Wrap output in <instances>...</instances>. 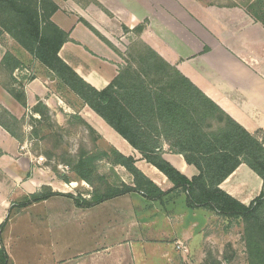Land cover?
Instances as JSON below:
<instances>
[{"label": "crops", "instance_id": "crops-1", "mask_svg": "<svg viewBox=\"0 0 264 264\" xmlns=\"http://www.w3.org/2000/svg\"><path fill=\"white\" fill-rule=\"evenodd\" d=\"M53 1L59 10L51 20L70 35L59 57L96 90H104L119 76L122 57L138 40L175 67L246 131L253 135L264 133V25L247 11L207 6L200 0ZM139 25L145 28L137 34ZM11 41L10 50L5 48L7 41L5 46L0 42V62L9 51L22 62L23 70H34V77L26 81L20 76L17 80L19 70L13 75L17 87L26 95V108L0 82L1 107L22 121L33 116L32 109L39 102L56 113L65 95L77 100L45 65L25 49L19 52L17 45L21 46ZM79 116L97 132L108 150L133 157L136 167L163 193L162 199H150L138 192L93 208H78L67 196L71 193L62 190L67 183L31 153L29 145L33 140L27 136L31 127L22 124L25 139L20 143L0 125V225L10 209L25 197L45 188L61 193L13 211L2 234L11 264H33L22 254L26 255L34 245H15L28 241H37L38 250L48 252L47 257L38 258L37 264H206L207 256L220 248L222 224L230 227L234 222L204 208H190L187 194L175 189L162 172L94 111L89 108ZM58 124L62 126L59 121ZM141 132L149 133L144 127ZM136 141L162 144L165 161L188 180L199 176L195 166L169 151L163 135L153 132ZM108 165L116 170L122 183L135 187L133 176L125 168ZM245 168L242 164L219 188L248 206L256 196L242 178L249 174ZM75 186L72 182L71 187ZM262 186L260 179V192ZM85 191L84 198L90 199ZM26 214L36 217L32 221L37 222L40 233L29 237L10 234L15 222ZM13 251L19 255L13 257Z\"/></svg>", "mask_w": 264, "mask_h": 264}, {"label": "trees", "instance_id": "trees-1", "mask_svg": "<svg viewBox=\"0 0 264 264\" xmlns=\"http://www.w3.org/2000/svg\"><path fill=\"white\" fill-rule=\"evenodd\" d=\"M261 1L255 0L254 4L260 6ZM58 10L59 7L53 0H0V29L45 65L86 106L125 138L149 164L173 183L175 189L186 193L190 208H204L225 220L242 224L248 263L264 264V133L257 132L261 134L259 138L246 131L145 44H141L143 50H139L141 53L135 59L140 71L121 70L107 88L96 90L59 57V51L68 42L70 35L51 20ZM255 19L264 25V15ZM85 24L115 49L99 32ZM144 28V25H139L135 31L139 34ZM22 68V62L9 51L0 62V69L7 72L12 84L11 88L8 85L3 87L26 108V95L17 87V80L13 76ZM40 108L48 109L41 102L34 107V113L42 118L44 115L39 112ZM72 118L95 133L79 115ZM20 124L19 119L0 106V125L23 143L24 139L19 134ZM142 127L149 133L141 132ZM153 132L163 135L169 144V151L183 156L189 165L199 170V176L188 180L165 161L162 144L137 143L136 140L148 137ZM103 161L125 168L133 176L135 187L122 182L117 187L110 185L104 175L97 171L96 165ZM135 164L133 157H127L116 150H113V155L107 151L100 156L87 157L83 154L72 171L91 187H94L95 180L101 183L106 181L107 191H93L90 199L72 194L67 196L81 209L93 208L113 198L138 192L146 194L150 199H162L163 193ZM242 164L263 182L259 196L248 206L219 188ZM64 182L68 183L70 180L65 179ZM57 195L61 193L45 188L25 197L10 209L7 219L0 225V264H11L3 245L2 234L13 211Z\"/></svg>", "mask_w": 264, "mask_h": 264}, {"label": "rangeland", "instance_id": "rangeland-1", "mask_svg": "<svg viewBox=\"0 0 264 264\" xmlns=\"http://www.w3.org/2000/svg\"><path fill=\"white\" fill-rule=\"evenodd\" d=\"M204 2L207 6L215 7H224V8H241L244 11H247L254 20L255 17H262L264 15V0L261 1L260 6L254 4L255 0H200ZM256 5V6H255ZM0 29V42L5 46L6 49L10 50L13 45H11V37ZM140 41L136 40L131 43L129 49L125 52V56L122 57V66L121 70L124 71L133 69V71H140V66L138 62L135 61L137 56L143 50ZM135 47V48H134ZM19 52H23V48L17 45ZM142 49V50H140ZM140 50V51H139ZM139 51V52H138ZM33 69H22L19 70V73H16L17 80L20 79V76H23V79L26 81L31 80L34 77ZM21 74V75H20ZM9 75L7 72L0 69V82L1 85H8L12 87L11 82L9 81ZM155 87V85H154ZM59 88H57L58 90ZM61 90V89H59ZM60 92V91H58ZM52 92L50 95L52 96ZM60 98V97H59ZM58 103V102H57ZM41 104L46 105L44 102ZM61 108H56V113L52 112L50 108L44 110L43 108L39 109L40 113H43L44 116L34 113L33 116L29 115L27 120H22L20 128L22 131V124L24 126H29L31 129L27 132L28 138L32 139L29 149L35 157H42L44 159L45 166L51 170L52 173H55L56 177L60 180H70L66 185L63 184L62 190L71 193L76 197H84L86 194L85 189L88 194H92L93 191L105 192L107 191V182H99L95 180L94 187H91L87 183H83L77 175L72 171L74 164L80 159L83 154L87 157L100 156V154L107 150V152L113 155V150H108L101 141V137L95 133L89 131L82 124L79 123V120L72 118L74 115H81L85 110L89 111V107L84 104V102L77 97L75 98L67 97L66 95L62 98V103L60 104ZM36 107V106H35ZM60 109V111H59ZM67 111V112H65ZM56 114L59 117L56 119ZM58 121L61 122L62 126L58 124ZM23 138V133L19 132ZM260 138L261 134H255ZM25 139V138H23ZM39 160V159H38ZM97 171L99 174L104 175L108 180V183L112 186L121 185L119 176L117 175L116 170L113 167L109 166L106 161L98 162L96 165ZM249 171L248 177L242 175L243 180L248 185L249 191H252L254 196H259L260 193V178L251 171L247 166L246 168ZM246 170V171H247ZM72 182L76 183L75 187H71ZM255 197V198H256ZM252 203V202H251ZM17 211V210H16ZM15 211V212H16ZM35 217V216H33ZM36 220L30 217L28 214L20 217L14 226L10 230V234L13 236H33L38 231L37 222L32 221ZM43 225V224H42ZM231 229L230 236L227 234L229 229ZM223 230V231H222ZM221 233L222 238L218 244V250L211 253L206 258V264H249L246 254V247L243 241V225L240 223H232V226H224L222 224ZM41 228V233H44ZM225 232V233H224ZM26 239V238H24ZM30 240V238L28 239ZM18 244L34 245L33 249L30 252H27L26 255L22 254L24 259H28L33 264H37L38 258L43 256L47 257L48 252L39 249V243L37 241H28V242H18ZM45 253H43V252ZM18 256V252L13 251V257ZM219 259V261H218Z\"/></svg>", "mask_w": 264, "mask_h": 264}, {"label": "built area", "instance_id": "built-area-1", "mask_svg": "<svg viewBox=\"0 0 264 264\" xmlns=\"http://www.w3.org/2000/svg\"><path fill=\"white\" fill-rule=\"evenodd\" d=\"M39 162H44V159L42 157H40Z\"/></svg>", "mask_w": 264, "mask_h": 264}]
</instances>
